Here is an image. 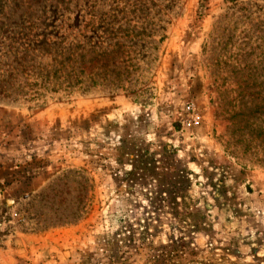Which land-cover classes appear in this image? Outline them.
Here are the masks:
<instances>
[{
    "label": "rangeland",
    "instance_id": "rangeland-1",
    "mask_svg": "<svg viewBox=\"0 0 264 264\" xmlns=\"http://www.w3.org/2000/svg\"><path fill=\"white\" fill-rule=\"evenodd\" d=\"M12 4L0 0L5 57L31 29L38 46L75 38L90 10L45 0L29 28ZM236 20L230 55L250 42L257 66L264 0H175L135 47L147 58L128 90L0 97V264H264V152L227 145L209 63Z\"/></svg>",
    "mask_w": 264,
    "mask_h": 264
},
{
    "label": "trees",
    "instance_id": "trees-1",
    "mask_svg": "<svg viewBox=\"0 0 264 264\" xmlns=\"http://www.w3.org/2000/svg\"><path fill=\"white\" fill-rule=\"evenodd\" d=\"M12 1L13 13L20 12L19 20L26 17L27 27L40 25L37 8L45 0ZM52 1L56 9L87 1L90 10L89 16L84 17V30L73 39L70 38L73 34L63 35L60 40L45 38L38 46L35 44L42 37L31 38V29L24 44L19 46L21 50L0 56V97L19 101L21 98L36 100L47 92L72 95L128 90L133 86L134 73L140 70L141 59L147 58H143V52L137 53L135 47L140 43H151V35L175 3V0H132V3L128 0L120 7L118 1L113 0L117 5L112 6V14L103 15L104 0ZM160 1L163 4L157 3ZM151 8H156L153 14ZM136 12L138 14L132 16ZM239 23L236 20L232 28H225L211 49L209 63L214 75L212 85L217 93V115L227 122V145L243 142L247 150L259 148L264 152V78L255 77L256 71H264V61L260 59L263 53L258 57L257 66L245 63V56L253 55V51H245L250 42L243 43L234 55H230ZM0 25H3L2 21ZM247 32L241 31L244 37L248 36ZM227 70L232 80L222 76ZM244 73L248 75L244 77ZM143 92L142 87L131 90L136 96Z\"/></svg>",
    "mask_w": 264,
    "mask_h": 264
}]
</instances>
